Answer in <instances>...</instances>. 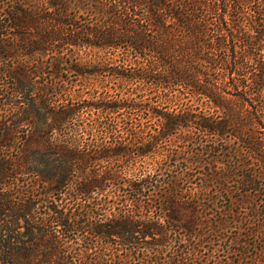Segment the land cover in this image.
<instances>
[{
	"label": "trees",
	"instance_id": "trees-1",
	"mask_svg": "<svg viewBox=\"0 0 264 264\" xmlns=\"http://www.w3.org/2000/svg\"><path fill=\"white\" fill-rule=\"evenodd\" d=\"M82 48L103 50V139L91 144L94 154L66 131L78 126V107L63 98L70 86L54 81L87 71L93 58L76 57ZM8 99L27 101L30 127L35 110L44 119L23 147L0 149V264H116L107 254L86 259L87 246L72 242L93 235L88 249H99L97 236L118 237L128 260L136 232L166 233L162 221H180L181 207L191 208L188 222L199 218L197 206L212 208L213 198L181 202L175 175L158 176L157 149L167 142L187 146L186 157L207 170L202 192L210 185L224 200L209 218L219 238L237 241L235 263L264 264V0H0V101ZM6 122L0 148L13 137ZM38 153L44 169L25 162ZM101 158L103 189L123 190L103 220L72 204L74 167ZM89 178L76 188L81 198L99 183Z\"/></svg>",
	"mask_w": 264,
	"mask_h": 264
},
{
	"label": "rangeland",
	"instance_id": "rangeland-1",
	"mask_svg": "<svg viewBox=\"0 0 264 264\" xmlns=\"http://www.w3.org/2000/svg\"><path fill=\"white\" fill-rule=\"evenodd\" d=\"M73 2L79 4L80 0H73ZM78 9L79 13L85 12L84 8L78 7ZM75 52L76 57L85 56V58H93L88 64L102 65H94L95 67L91 65L89 68H86L87 71L83 74H76L73 71L67 74L62 73L65 74L66 77L59 75L54 81L56 83L64 81L65 84L70 86V94H65L63 98H65L66 102L70 101L78 107L77 116L75 115V119L71 120V122L74 121V123H77L78 126L71 125L73 124L71 123L70 126L72 127L66 131H68L69 134H75L79 139L81 144L80 150L82 148L84 152L94 154V151L90 148L91 144L99 143L101 139H103V132L101 133L103 130V106L100 102L103 97V50L98 48H89V50L88 48H82L77 49ZM13 101L14 99L0 101V120H7L6 123L11 126L10 133L13 135V137L8 140V143L0 148L8 153H11L12 150L17 151V148L23 147L26 135L34 128L40 127V120L43 121L44 119L41 111L35 110L31 115L34 125L30 127L27 121L23 119L27 115L29 116V112L25 110L28 104L27 101ZM59 101H63L62 98H59ZM6 102L8 103L6 104ZM34 102L35 105H39L38 99ZM13 103H16L17 107H14ZM8 112L9 114H7ZM118 128H122V126L119 125ZM184 133L185 132L182 131L178 132L176 135L181 136L184 135ZM124 135L123 133V136ZM186 147L187 146H183L180 142H175L173 144L167 142L158 147L157 150L161 154L156 157V160L161 161L163 166L158 171L160 174L158 176L168 181L172 174L175 175L174 180L176 181V187L174 190H176L177 193H181L183 196V198H180L181 202L188 200L196 204L203 199L207 202L209 198H213L215 203L212 208L198 205L196 215H198L199 218L194 219L192 222H188L189 215H191L188 211H190L191 208L181 207L175 212V216L177 215L180 221H176L175 219H170L168 222L162 221L163 230L166 233L161 234L159 233L160 231H155L154 237L147 235L144 237L139 233L137 235L136 232L135 236L139 237L137 242L138 249L133 252L134 255H136L135 258L128 260L125 259V253L128 250L127 246L122 245V243L117 244V240L121 239L118 237H114V239L110 240L108 243H103L102 237L97 236L96 239L98 241L94 244L98 245L99 249H93V245H90L91 248L88 249L87 242L90 238H93V235H91L88 236L87 239H76L72 242L73 247L87 246L84 253V256L87 257L86 259H102L103 254H107L104 256H106L107 259H116L114 261L116 264H119V260L120 264H236L234 258H237L235 255L237 241L233 242L232 239L229 240L226 239V237L224 238L226 241L219 238L217 236L218 233L215 231L214 220L209 218L216 213L220 204H224V200H220V198L214 195L215 191L212 192L209 190L210 185L206 186V191L202 192V185H206L207 182L205 178L206 175H204L207 170L203 169L202 162H197L192 158L188 159L186 157L185 153L189 151ZM145 161L148 162L151 161V159L145 157ZM25 162L32 167L40 169H44L45 166H47L46 163H44V158L41 156V153L26 157ZM83 168L84 169H79L78 166L74 167L72 188L77 197L75 201H72L74 202L72 204L78 206L79 209L83 208L92 211L95 218L101 217L103 220V211L104 214H109L110 211L117 210L115 209V204L119 199H123L121 195L123 190L119 187L118 189H114L113 192H109V189H103V158L94 160L89 166ZM32 174L33 173H31V175ZM92 174L96 175V179L99 181L98 185L93 187L90 184H86L85 189H87V192L82 198L79 197L76 188L78 189L80 185H84V180L89 181V177L92 176ZM25 175L24 177H33L31 175ZM81 179H83V182L80 183L79 181ZM60 196L64 197L62 194ZM159 200L160 196L154 194L149 201L155 206L156 202H159ZM135 202L136 201L131 202L127 200L123 203H128L131 209L135 210ZM233 205L234 204H232V206ZM154 206L152 209L154 211L158 210L155 209ZM154 211L152 213H154ZM156 212L158 213V211ZM186 224H191V227L187 229ZM119 241L122 242L123 240ZM224 243L227 245V249L225 250L223 249ZM112 246L118 249L112 248ZM187 256L189 257L187 258ZM239 260L241 262L240 264H247L245 259Z\"/></svg>",
	"mask_w": 264,
	"mask_h": 264
}]
</instances>
